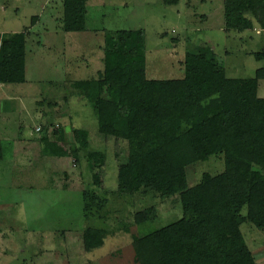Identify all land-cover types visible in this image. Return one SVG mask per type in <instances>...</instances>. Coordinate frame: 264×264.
Masks as SVG:
<instances>
[{"label": "rangeland", "instance_id": "1", "mask_svg": "<svg viewBox=\"0 0 264 264\" xmlns=\"http://www.w3.org/2000/svg\"><path fill=\"white\" fill-rule=\"evenodd\" d=\"M178 1L90 0L88 25L98 33L87 38L38 21L54 7L62 8L61 0H0V30H34L28 34V82L0 87V264H140L132 240L140 231L135 212L156 206L152 228L182 216L178 195L117 192L128 142L101 134L89 101L61 76L98 78L100 43L106 32L120 29L144 30L152 79L182 77L186 53L204 49H214L230 77H254L264 67V0ZM243 19H250L253 28L240 29ZM73 38L85 44L77 48ZM12 93L22 96L26 110L9 111L14 106L3 104L16 96ZM259 96L264 97V79ZM74 127L87 130V148L78 143ZM221 157L188 166L189 186L205 172H222ZM89 190L103 202L87 217L84 193ZM91 226L110 234L102 247L88 251L82 234ZM241 228L256 261L264 264V229L249 223Z\"/></svg>", "mask_w": 264, "mask_h": 264}, {"label": "trees", "instance_id": "2", "mask_svg": "<svg viewBox=\"0 0 264 264\" xmlns=\"http://www.w3.org/2000/svg\"><path fill=\"white\" fill-rule=\"evenodd\" d=\"M87 1L63 0L64 31L86 29ZM262 11L264 26V3ZM250 28L252 21L243 19L240 29ZM26 55L25 32L1 38L0 83L25 81ZM262 79L264 67L254 77H230L214 49L188 51L182 77L152 79L147 76L144 30L106 32L99 77L75 81L73 87L89 101L99 132L128 142L117 192L178 195L182 204V216L160 228L151 227L158 218L156 206L135 212L140 231L132 240L138 263L259 264L241 227L249 223L264 229ZM74 132L87 148V130ZM3 154L0 139V159ZM215 155L223 156L224 170L205 172L199 183L189 186L188 166ZM95 184H101L99 175ZM102 202L94 191H86L87 217ZM109 234L91 226L83 232L82 243L92 251Z\"/></svg>", "mask_w": 264, "mask_h": 264}, {"label": "crops", "instance_id": "3", "mask_svg": "<svg viewBox=\"0 0 264 264\" xmlns=\"http://www.w3.org/2000/svg\"><path fill=\"white\" fill-rule=\"evenodd\" d=\"M168 1H169L168 3H176V4H177V2H179L178 0H173V1L168 0ZM89 2H90V0L87 1L86 29L83 30V31H65V32H67V33H75L74 35L87 34V38H90V37H93L94 35H97V33H98L97 29L94 28V27L91 28L88 25V22H89ZM61 4H62V8L60 7V9H59L58 6L54 7L53 10L51 12L47 13L46 15L45 14L44 15H40L39 16L40 18H39L38 21L40 22V21L47 20L49 22V24L47 23L48 25H51V23H54V25L57 26L56 28L58 30L63 31V29H62V27H63L62 20H63V16H64L63 0H61ZM59 12H60V16H58ZM56 13H57V16L55 15ZM204 15L205 14H203L202 17H204ZM204 18H208V15H206ZM34 25H32V26H34ZM33 31H34L33 29L29 30L28 28H25L22 31H17V32H25L26 33V47L28 45V37H29L28 34H32ZM17 32L16 31H9L8 32V31H3V29H2V30H0V38H2L5 34H12V33H17ZM104 40H105V36H104ZM73 42L75 43V46L77 48L79 47L78 45H80V43H84V41H82L81 38H73ZM99 48H100V53H102L101 51H103V54H98V59H100L99 61H100V64L102 66V64H103V56H104V41H103V43L102 42L100 43ZM27 55H28V47H27ZM27 55H26V65H25V81L24 82H17V83H0V87L5 88L8 85L26 84L28 82ZM79 57H81L80 54L77 55V58H79ZM82 58L84 59L83 56L81 57V59ZM101 61H102V63H101ZM102 70H103V67L102 68L99 67L98 71H97V74H99ZM61 76H62L63 79L67 80L68 83L71 82V81L73 83V82L78 81V80H84V79H76V77H70V74L67 75L66 72L64 74H62ZM97 76H99V75H97ZM72 78H73V80H72ZM92 78H94V77H92ZM92 78H87V79H92ZM50 81H54V80L51 79ZM13 95H16V96H14V98L8 96V98L3 99V104L4 105L5 104L6 105H10L11 104V105L14 106L12 110L11 109H8V110L9 111H13V110H16V109L19 110V111H20V109L21 110H26V107L24 106L23 101H22V96L20 94L17 95V93L16 94L12 93L11 96H13ZM74 128H77V127H74Z\"/></svg>", "mask_w": 264, "mask_h": 264}]
</instances>
